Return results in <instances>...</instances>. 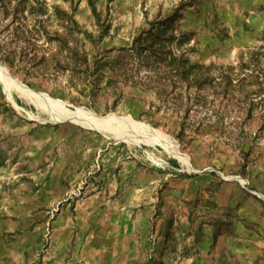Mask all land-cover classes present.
<instances>
[{
  "label": "rangeland",
  "instance_id": "obj_1",
  "mask_svg": "<svg viewBox=\"0 0 264 264\" xmlns=\"http://www.w3.org/2000/svg\"><path fill=\"white\" fill-rule=\"evenodd\" d=\"M0 64V264H264V0H0Z\"/></svg>",
  "mask_w": 264,
  "mask_h": 264
},
{
  "label": "bare ground",
  "instance_id": "obj_2",
  "mask_svg": "<svg viewBox=\"0 0 264 264\" xmlns=\"http://www.w3.org/2000/svg\"><path fill=\"white\" fill-rule=\"evenodd\" d=\"M0 77L2 78V80L4 81V83H7L8 86L13 85L19 91H21L23 94H26V95L29 93V91H28V89L26 87L20 85L21 83L19 84L17 81H14L10 77V75L8 74V72L1 66V64H0ZM71 118L74 119V120H77V121H79L81 123H85V124H88V122L91 123V124H96L97 127H108V126H110V123H111V118H101V117H97L96 118V117H93L92 115H89L87 113H73V115H72ZM139 133L141 135L139 134L138 136L135 137L138 140L139 139H141V140L144 139V137H142V136H145V135L148 136L149 135L151 138H153V139H155V140L158 141L157 136H155L156 134H153L152 132L150 133V131H148V130H147V132L146 131L144 132V130L141 129V131H139ZM124 136L125 137H130V135H128V134L127 135L125 134ZM168 148H171V147H168Z\"/></svg>",
  "mask_w": 264,
  "mask_h": 264
},
{
  "label": "trees",
  "instance_id": "obj_3",
  "mask_svg": "<svg viewBox=\"0 0 264 264\" xmlns=\"http://www.w3.org/2000/svg\"><path fill=\"white\" fill-rule=\"evenodd\" d=\"M170 165L172 166L173 169H178L180 166L177 160H171Z\"/></svg>",
  "mask_w": 264,
  "mask_h": 264
}]
</instances>
